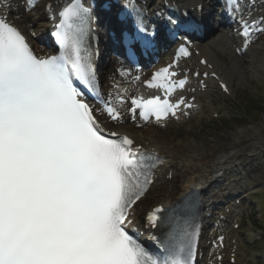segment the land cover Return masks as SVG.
Returning a JSON list of instances; mask_svg holds the SVG:
<instances>
[{"label":"snow or ice","instance_id":"snow-or-ice-1","mask_svg":"<svg viewBox=\"0 0 264 264\" xmlns=\"http://www.w3.org/2000/svg\"><path fill=\"white\" fill-rule=\"evenodd\" d=\"M33 7L34 0H25V11ZM10 11L11 0H0V264H193L198 226L175 211L162 217L158 207L147 216L151 227H167L163 239L150 237L167 255L160 258L140 242L135 209L162 161L134 149L128 136L105 131L100 115L119 121L115 103H124L123 96L97 108L76 84L96 94L86 47L91 9L74 0L58 13L52 34L60 52L46 57L7 19ZM240 23L245 47L252 29L264 32V17L249 12ZM169 24L191 27L176 19ZM136 29L146 31L139 16ZM135 39L143 37H126ZM171 68L147 82L163 89V98L131 100L133 119L137 110L141 119L159 121L192 106L182 96L171 101L187 83L172 79Z\"/></svg>","mask_w":264,"mask_h":264},{"label":"bare ground","instance_id":"bare-ground-1","mask_svg":"<svg viewBox=\"0 0 264 264\" xmlns=\"http://www.w3.org/2000/svg\"><path fill=\"white\" fill-rule=\"evenodd\" d=\"M183 1L184 3L192 6H196L200 1H206L205 5L207 7V11L209 12L212 10L210 14L204 16V18L212 20L210 36L206 38L204 44H201V46L199 45L198 47L200 49V52L207 55V57L209 56L212 60V63L216 65L213 67L219 69L216 64L218 60L216 58H212L214 51H224L225 49H230V40L233 39L234 42L236 40L238 41V37L236 39L235 36L228 35V32L232 31V26L223 25L221 19L219 18V15L216 17V9L212 5L211 0ZM52 2V0H39L35 3V7H33L30 11H25L24 4L21 2V0H12L11 11L10 13H7V15H9L13 19V23H15L18 27L23 28L28 38L34 39V37H38L43 43L46 44L47 38H45V35L50 28L49 17L51 16L48 7L52 6ZM263 46L264 41H261V43L249 47V49L243 56L235 54L234 52L231 53V51H229V62L226 63L223 70L225 75L226 73L235 72L240 77H245L248 73V69L251 66L250 59L252 57H257L258 61L260 62H258V64L256 63L257 66H254L253 69L257 68L258 73L262 72V68H264V65L261 64L263 56L259 53V50ZM120 62L121 59L116 57V63L118 64L116 66L115 72L112 69H108L110 66L107 68V72L108 70L110 72H114V75L116 77L115 79H117L115 82L123 83L126 86H129L130 83L135 85L136 82L134 80L125 76L119 71L118 67H120L121 65ZM104 69V66H102V70ZM137 86L138 85H135L134 87L130 86V88H136ZM201 104L203 107V105L206 103L205 101H203L201 102ZM114 128L117 130H119L120 128H125L126 130L133 129L126 123H117ZM138 139L144 142H149L150 147H155L166 155L165 166L163 169H161L162 171H164L163 178L160 180L162 184L154 186V193L158 194V196H156V198L147 200V202L142 201V203H144V209H148L149 206L154 203H159V201L165 202L166 204H171V202L176 198L196 188L201 190V198L203 199L202 207L205 211V214L208 212L214 213V207L222 203L221 199L223 198L224 194L233 190V188H239L235 180V177L238 175V173L235 171V169L229 168L231 158H233V155L238 152V150H235L232 154L230 153V155L228 154V152L226 153L225 150L220 151L222 152V154L219 155L218 152V158L216 160H212L213 157H209V153L197 156L194 150H184L187 146L189 147V141L187 140V137H181V139L178 140H176L175 138V140H173L171 136H165L164 134L159 133L157 129L152 128L145 129L144 132H142V134L138 137ZM243 150L246 149L243 148ZM170 170L172 173V179L168 181L164 177V174H166V172ZM232 177L234 187H231V183L228 181ZM219 178H221L222 180L218 183ZM166 188L172 189L168 195L166 194L168 193ZM139 217L140 214L136 210L135 221L139 219ZM212 219L213 218H208L203 221V223L205 224V229H207L208 224H210L209 221ZM212 232L215 233L216 228L213 227L211 228V230H209V232L202 233V245L207 242L209 233ZM206 247L208 248L207 245Z\"/></svg>","mask_w":264,"mask_h":264},{"label":"rangeland","instance_id":"rangeland-1","mask_svg":"<svg viewBox=\"0 0 264 264\" xmlns=\"http://www.w3.org/2000/svg\"><path fill=\"white\" fill-rule=\"evenodd\" d=\"M261 51L264 56V48ZM215 55L219 64H226L230 54L227 51ZM262 60L264 65V58ZM250 62L251 66L245 77L242 78L236 74L231 76L233 94L242 104H245L244 100L249 102L250 100L258 102L264 100V68L261 73L253 70L255 63L259 62L257 57L251 58ZM212 103L215 111L220 110L216 121L211 119L209 112H204V114L194 115L180 125L174 126L168 123L164 128H156L159 133L171 136L173 140L187 137L189 147L187 146L184 150H194L197 156L209 153V157H213L212 160L218 158V152L219 155L222 154L220 151L225 150L227 153L233 147L237 149L243 147L247 151H240L233 161L245 165L248 175L252 176L249 180L251 186H256L255 191H264V118L262 117L264 114L252 116L250 118L252 120L247 119L244 116V110L234 100L222 98L216 92ZM244 108L246 111L247 107ZM248 201L253 212L241 224L243 256H247L249 264H264V234L256 236L255 233V229L260 228L257 222H262L263 214L259 209L257 199L251 197ZM251 233L255 237H252Z\"/></svg>","mask_w":264,"mask_h":264}]
</instances>
